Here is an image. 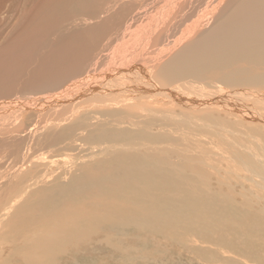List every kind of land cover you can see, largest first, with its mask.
Segmentation results:
<instances>
[{
    "label": "bare ground",
    "instance_id": "1",
    "mask_svg": "<svg viewBox=\"0 0 264 264\" xmlns=\"http://www.w3.org/2000/svg\"><path fill=\"white\" fill-rule=\"evenodd\" d=\"M30 1L0 0V81L6 77L7 68H13L10 60L12 59L13 63L15 57H12L18 54L21 47L16 41L12 42L16 36L14 29L24 26L25 30L18 27L22 33H37L38 30L45 29L52 31L60 27L63 28L62 32L67 34L63 37L61 33L53 43L54 49L49 50L46 47L47 52L37 57L39 59L37 67L31 70L29 77L31 81L23 83L19 91H28L26 93L29 94L40 89L52 90L64 86L66 81L72 82L53 94L0 100V127H3L0 128V155H8L10 152L4 164L8 165L7 169L10 172H18L14 173V180L6 183L10 184V191L6 196H9L10 200L16 199L15 197L19 195L29 197H22L23 200L18 201V209L14 210L17 212L13 219L20 218L22 221L12 225L9 223L4 228L8 235L16 234L18 244L21 245L19 248H28L26 252L34 249L40 259L43 257L42 260L35 258L31 262L26 260V263L54 264L58 252L64 249L70 251L75 245V240L81 237L88 240L92 236H97L103 245L119 249L121 245L118 242L125 238L122 232L125 228L131 229L133 233L145 234L148 240L156 236L179 245L180 243L183 245L182 242L192 237L204 242L217 236L223 239L222 242L225 241L226 229L223 220L227 211L217 198L211 195L207 197L197 186H192L182 171H176L175 167L168 169L170 163L168 160L164 158L157 160L158 156H141L137 153L139 150L135 145L130 143L121 145L113 134L106 133L111 130L112 118L119 115V110L124 108L122 105L126 100L132 101L128 109H141L146 114L151 113L149 108L137 104L136 99L131 96V93L136 91L145 94L142 100L153 95L177 100L189 97V100L194 102L208 104L213 101L214 106L217 100H230V103H236L238 98L240 101L254 98L251 106L264 108V95L262 97L224 95L237 93L238 86L225 84L224 90L216 89L215 78L220 74L216 68L227 69L237 66L236 70L228 71L226 74L227 77L233 75L234 78V74L244 73L246 65L250 68L264 65V0H147V10L144 11V16L147 17L143 16L140 20L143 27L135 30H132L133 24L128 23L135 15L138 16L137 5H130L135 4V0L130 4L118 6L116 11L107 17L104 13L114 6L117 0H53V2L33 0L32 3ZM16 2H21L20 6H16L18 5ZM68 2L77 6V9L75 8L77 11L70 13L74 17L86 16L85 23L88 19L92 22L98 20L95 25L86 29L92 36L87 41L78 40L79 33L72 30L73 27L69 30L71 26L68 25V20L59 21V25L56 26L58 23L54 19L55 24L45 28H42L43 24L39 26L36 24L43 16H40L37 8L47 7L50 3L67 6ZM126 9L130 10L129 17L122 20L126 15ZM16 10L22 19L17 16L12 22L11 18ZM3 12L6 14L2 17ZM102 16L104 17L101 18ZM43 19L45 21V18ZM121 20L122 23L117 26ZM22 21L27 22L21 24ZM81 34L83 36L84 33ZM190 34H193V38L188 40ZM21 37L25 38L26 35ZM118 39L124 41V46L118 47L117 43L113 42L117 48L116 46L114 48L113 44V48L109 47L108 44H111L109 42ZM127 42L130 44L127 45ZM20 43L22 44V41ZM181 44L183 46L175 52L176 47H180ZM34 47L32 45L30 52H33ZM149 47L153 49L140 53ZM23 48L24 46L21 47ZM80 48L83 52L79 51ZM70 52L74 59L70 61L71 63L68 61L67 65L61 61L62 55ZM103 59L104 65H98V61ZM52 60L59 62L52 66ZM110 61L112 65L109 64ZM111 66L122 67L127 73L122 75L118 73L93 86L94 76L107 73L113 69ZM84 70L86 74L77 76ZM207 70L205 78L200 77L198 80L200 83L205 79L209 80V87L202 88L203 85L189 82L192 76ZM50 73L56 76L64 73L65 77L56 80ZM82 76L85 78L80 79ZM13 77L16 79L15 74ZM46 77H49L48 82L45 81ZM251 80L253 86L261 88L264 93V79L260 84H256L254 78L247 79V84ZM106 81L107 83L103 84ZM14 83L5 85L4 89L0 90V98L9 96L12 91L9 88L13 89ZM219 84L222 85L221 80ZM149 85H152V91L148 90ZM245 86L246 84L243 85V89ZM244 91L248 94L245 89ZM65 98H71V101L67 100L71 104L61 106L60 103ZM7 101H12L13 105ZM86 110L91 111L93 115L86 114L82 118L84 121L82 124L77 116ZM31 114L35 116L37 114V119L29 129L27 126L19 129L21 125H12ZM132 119L130 121L135 122ZM192 120L195 118L188 117L186 125L189 126ZM1 121L8 123L3 125ZM23 125H27V122ZM82 125L76 139L64 137ZM24 131L25 133L20 135ZM84 131L87 133L83 134ZM62 138L69 142L61 145L64 144ZM107 140L114 144H105ZM87 141L93 143L88 145ZM7 144L9 146H6ZM75 145L91 151L90 157L86 159L89 161L72 165L73 171L72 166L60 168L58 171L52 169L51 165L56 162L54 157L59 156L60 152L76 150ZM96 146H99L98 149L108 147L116 151L96 161L94 159L96 154L93 153ZM244 150L259 161L248 148L245 147ZM45 160L50 161L44 162ZM28 164V173L23 172ZM262 165L264 167V163ZM77 168L79 169L75 172ZM9 176L12 174L7 175V178ZM66 176L68 178L65 182L59 181V178L64 179ZM45 179L50 180L43 181ZM29 182L37 187L30 189L31 185H27ZM244 219L246 218H239L241 224L244 223ZM206 222L209 223L208 229L205 227ZM249 225H252L255 237H264V226L256 221H251V224L249 222ZM207 230L210 234L206 233ZM25 233L36 235L26 240ZM232 235L238 234L234 231ZM234 243L235 241H231L227 246ZM257 245V240L244 242L245 247ZM48 254H52L53 259L47 257Z\"/></svg>",
    "mask_w": 264,
    "mask_h": 264
},
{
    "label": "rangeland",
    "instance_id": "2",
    "mask_svg": "<svg viewBox=\"0 0 264 264\" xmlns=\"http://www.w3.org/2000/svg\"><path fill=\"white\" fill-rule=\"evenodd\" d=\"M48 1L50 2V0ZM131 1L133 0H117L116 4L109 8L106 13H104L105 16L107 17L108 15L113 14L118 6L126 3L130 4ZM30 2L32 3L33 0H31ZM20 3L21 2H18V5H15L20 6ZM68 3L67 6H60L58 4L50 3V5H48L47 7L37 8V10L40 11V16H43L39 18L40 20L38 19L39 22L42 23L38 22L36 24L38 26L39 24H43L42 28H45V26L50 27L54 25V19L57 20L58 23L56 24V26H58L60 22L68 20V25L71 26L69 30H71V28L73 27L72 30L78 31V40L84 41L85 39V41H87L92 36L87 33L86 29L95 25L98 20H93L92 22L91 19H88V21H86L85 23L84 19H86V16L74 17L73 14L70 13H74V11L77 9V6L71 2ZM7 5L9 6V2L7 3ZM130 5H137L138 16L135 15L133 17L134 19L130 22L128 21V23L130 25L133 24L132 30H135L140 26V28H142L143 25L140 23V20L145 14L144 11L147 10V0H135V4L131 3ZM67 9L69 10V12ZM128 10L129 9H126V15L125 17H122V20L129 17L128 15L130 14V10ZM151 10L148 11L153 12ZM89 11L91 14L92 11L90 10V8ZM16 12V15L13 14V17L11 18L12 22L14 19H16L17 16L22 19V16L18 15V10H16ZM53 13L54 16H56L55 18L54 16L52 17ZM139 13L141 14L139 15ZM147 13L149 14V12ZM4 14L6 13L3 12V15L1 14L2 17L4 16ZM103 17L104 16H102L101 18ZM144 17L146 18L147 16L145 15ZM43 18H45V21ZM122 20L117 26L122 23ZM134 21L136 24L134 23ZM24 22L22 21L21 24ZM75 24L77 26H75ZM117 26L115 28H117ZM11 27L12 25H10V29ZM18 27H21L22 30L26 29L24 26ZM18 27H15L14 29V31H16V36L12 42L16 41L17 44H20L21 47L24 46V48L21 49L20 47L18 54H15L12 57H15L13 63L12 59L10 60L9 58L10 64L13 66V68H7V74H5L6 77L3 79V81H0V90H3L5 85L13 84L14 81L15 87L13 89L9 88L10 90H12L9 96H1L2 98H0V100L11 97H13L12 99H18L19 97H30L31 95L43 96L53 94L54 92L56 93L58 91H61L60 89L65 85H69L72 81L69 83L68 81H66V84L64 86H59L52 90L40 89L41 91L38 90L29 94L26 93L28 91H19L21 90L20 86L23 83L27 84L31 81L29 77L31 74V70L37 67L39 60L37 59V57L40 54L47 52L46 47L49 50L54 49L53 43L57 41L56 37H58L61 33L64 37L67 33L64 31L62 32L63 28L56 27L52 31L45 29L46 31L38 30L37 33L28 34L19 31ZM199 31L201 32V30ZM80 32L84 33L83 36ZM22 34L26 35V37H21L24 36ZM19 35L21 38L26 40L23 41V39H21ZM195 36L196 35H194V37ZM192 38L193 34H190L188 40H191ZM15 39H18V41ZM21 41L22 44L20 43ZM113 42H115V44L117 43L116 45H118V47L124 46V41L118 39L109 42L111 43L108 44L109 47L113 48ZM31 43L33 46H35L33 52H30V48L32 47ZM154 43L156 42L154 41ZM115 44H113L114 48L116 46ZM128 44H130V42H127V45ZM182 46L183 44H181L180 47H176L175 52ZM39 49L43 50V52H40ZM152 49V47H149L142 50L140 53ZM79 51L83 52V49L80 48ZM121 57L122 56H120V58ZM73 59V54L72 52H70L67 54H63L61 61L65 62L68 65ZM105 61L107 62L108 59ZM58 62L59 60H52L51 65L54 66ZM98 62V65H104V59ZM240 62H242L243 64L246 63L245 61ZM14 63L15 65H13ZM109 64L112 65V62L110 61ZM86 66L87 64L84 65L85 68ZM111 67L113 69L108 70L107 73L100 76H94L95 79L93 80V86L98 85V83L104 80L112 78L118 73H120V75L127 73V71H124L122 67ZM137 67L138 66L135 64V68ZM236 67L237 66H233L227 69L216 68L220 71V74L215 76L216 89L224 90L226 88L225 84H235L238 86L239 91L237 93L232 92L231 94L224 93V95H233L238 97H262L264 93H262L261 88L254 87V84H252V80L248 81L247 84L246 80L254 78L255 83L260 84L262 79H264V65H255V67L252 68L248 67L247 65L244 66L245 69H243V74H234V78L238 81H235L233 75L230 77H227L228 75H226L228 71L234 70ZM13 70L15 71L14 74L16 75V79H14L13 77ZM86 70L82 71V73H79L77 76L86 74ZM207 73L208 70L200 71L192 76L189 79V82L203 85L202 88L209 87V80L205 79L201 83L198 80V78L200 77L205 78V75H207ZM50 74L54 75L56 77V80L63 79L65 77L64 73L57 76L54 73ZM155 75L156 74H154V76ZM81 78L84 79L85 77L82 76L80 77V79ZM48 80L49 77H46L45 81L48 82ZM220 80L222 85L219 84ZM105 83H107V81L103 84ZM244 84H246L244 89L248 92V94H246L243 89ZM231 86H233L234 88L236 87L234 85ZM231 86H229V88ZM149 89L150 91L153 90L152 85L148 86V90ZM131 96L136 99L137 104L142 106L145 105L147 108H149L151 113L146 114L141 109H128L132 101L126 100L122 105L124 106V108L119 110V115L112 118L113 126L111 127V130L106 134H113L114 138L122 143L121 145H126L127 143L135 145L139 150V152H136L141 156H158L157 160L163 158L168 160L170 162L168 169H170L171 167H175L176 171H182L183 175L187 177V180L191 182L192 186H197V188L207 197L211 195L217 198L221 202V206L224 208V210L227 211V215L223 220L225 222L224 228L226 229L225 241L222 242L223 239L218 238L217 236H213L212 239L204 242H201L197 237L196 239L192 237L191 239L182 242L183 245H181V243L179 245V243L175 244V242H166L160 237L156 236H154L152 240H148V237L145 234L137 232L133 233L131 229L125 228L124 230H122V232L125 234V238L123 240H120L121 242H118V244L121 245V248L116 249L111 246L103 245L98 240L99 238L97 236H92L88 240H85L81 237V239L79 238L75 240V245L70 248V251L72 250V252H70L68 249H64L58 252V255H56L58 258H55V263L264 264V237H255V235L252 233V225H249V222L251 224V221H256L260 225L264 226V188H262V184L264 185V167L262 165L264 163V108H261L260 106L252 107L251 102L254 98H248L244 101H240L238 98L236 103H230V100H217V103L215 104L216 106H214L213 101L206 104L200 101H191L189 100V97H184L181 100H177L176 98L155 97L153 95L151 98L142 100L145 94L139 91L132 92ZM65 100L66 102H64ZM67 100L71 101V98H65L64 101L60 103L61 106H67L68 104H71V102ZM118 101H120L119 97ZM7 102L10 103V105H13L12 101ZM237 103L238 105H236ZM29 113L30 111L28 112V114ZM153 113L159 114L154 115ZM24 114L25 112L23 113V115ZM86 114L89 116L93 115L91 111L86 110L83 113L79 114L77 117H79V120L82 121V118H84ZM31 116H33V118ZM31 116L26 119H22L21 121L19 120L20 123L18 122V125L16 123H13L12 125H21L20 127H18L19 129L23 126H27V128L29 129V127L35 123L33 121L37 119V114L36 116L31 114ZM97 116L99 117L100 115L97 114ZM130 116L134 118L132 119L130 118ZM188 117L195 118V120L191 121L189 126L186 125ZM130 119L134 120L135 122H131ZM26 122L27 125H23L26 124ZM5 123L6 121H1V124L4 125ZM82 124H84V121H82ZM82 127L83 125L79 129L68 132L64 137H69L70 140L76 139L79 136ZM0 128L2 129L3 127ZM24 133L25 131L20 135ZM85 133L87 132L84 131L83 134ZM47 136L48 135H46V138H48ZM63 138L62 143L64 144L61 145H65L69 142L68 140H65ZM87 142L88 145L90 143H93L89 141ZM106 142L107 143L105 144L107 145L114 144L113 142H109V140H107ZM6 146H9V144H7ZM75 146L77 147L76 150L66 151L64 153L60 152L59 156L54 157V162H56L51 165V168L58 171V169L60 168L66 169L70 168L72 165H77L76 163H84L83 161H85L87 157H90L91 151L89 152L88 150H86V147H78V145ZM17 147H19L21 150L20 146ZM98 147L99 146H96V149L93 150V153L96 154L94 158L96 161L100 160L103 157H106L107 154L116 151L108 147H100V149H98ZM245 147L248 148L250 152L254 153L259 158V161H257L252 154L247 153L244 150ZM83 150L85 151L83 152ZM16 151L18 153V149ZM8 155H0V264H27L26 260L31 262L35 258H37V260H42L43 257H41L40 259L34 249L32 251L29 250L26 252L28 248H19L21 245L18 244L16 234L8 235V231L4 228L9 223L10 225H12L16 224L17 221H22V219L20 218L13 219V216H15V212H17L14 210H16V208L18 209V201H22V197L29 198L26 195H19L15 197L16 199L10 200V197L6 196L8 194V191H10V184L6 185V183L9 180H14L15 177L13 175L18 173L10 172L7 169L8 165L4 164V162L7 160L6 157ZM47 161L49 162L50 160H45L44 162ZM51 161H53V158H51ZM86 161H89V159ZM73 168L74 166H72V171ZM28 169L29 164L26 166V168L24 169L25 171L23 172L28 173ZM78 169L79 168H77L75 172H77ZM11 174L12 176H9L7 178V175ZM67 178L68 176H66L64 179L59 178V181L62 180V182H65ZM49 180L50 179H45L43 181L49 182ZM29 184L31 185L30 189L37 187L31 184V182H29L27 185ZM3 201L4 203H2ZM12 202L15 203L13 204ZM19 210L21 209L19 208ZM242 217L246 218L244 219L243 224H241L239 220V218ZM205 227L207 229L209 228L208 222L205 223ZM234 231L238 235H232ZM198 233L201 235L200 232ZM206 233L210 234V231L207 230ZM35 235L36 234H27L25 239L29 240L32 236ZM251 240H257L258 245L256 247H245L244 242ZM231 241H235L234 245L227 246ZM51 255L52 254H48L47 257L53 259V256Z\"/></svg>",
    "mask_w": 264,
    "mask_h": 264
}]
</instances>
